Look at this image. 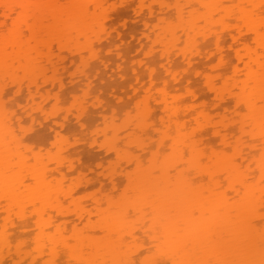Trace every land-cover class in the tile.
<instances>
[{
    "label": "bare ground",
    "instance_id": "bare-ground-1",
    "mask_svg": "<svg viewBox=\"0 0 264 264\" xmlns=\"http://www.w3.org/2000/svg\"><path fill=\"white\" fill-rule=\"evenodd\" d=\"M125 16H129L130 18L136 17L142 21L141 26L133 28L134 31L130 30L131 32L133 31V33L137 34V30L142 31L143 29V34L141 33V37L143 38L140 39L141 42L137 43L140 44L138 45L140 47H137V44H135L137 47L135 52L139 50L141 53L140 58L138 53H135L134 51L133 57L135 58H132V55L129 54L132 52V50L129 52V49H131L133 45H127L128 42L125 43L126 40H124V38L126 37V33L124 34L123 31L127 28L126 24L125 26L123 24L124 28L122 25V28H118L117 26L118 31L116 32L119 33V41L117 40L118 36L116 33H105V26H113V24L109 25V23H114L116 21L119 23ZM230 18L234 19L233 25L232 19L231 23H229ZM242 20L246 21L249 26L252 27V32L249 35L243 32H238L237 26L243 22ZM221 23H223L225 28L223 29V32L226 30L227 33L224 35L225 32H221L225 37L219 35V31L217 32ZM227 23L228 25H231L228 26ZM141 27L143 28L141 29ZM197 33L199 35H197ZM227 39L231 42L228 43ZM182 43L185 50L181 52L178 48H181L180 46ZM226 43H228V45H226ZM252 44L257 46V49H255V47L253 48V46L251 47L250 45ZM54 45H56L55 47H57L58 51L54 49ZM106 45L108 49H106ZM155 46H159L161 49L158 47L159 50L156 51L157 47L155 48ZM103 47H105L104 50L106 49L108 51L110 47L111 52L114 50L115 52H112L111 54L112 56L113 54H117L116 57L114 55L113 57L111 56V58L109 54V57L107 58V53L105 58V54L102 53L104 51ZM190 50L194 51V53L190 52ZM101 53L104 56H102ZM135 54H137V57L134 56ZM127 63L134 68L131 69ZM117 65L119 66L118 68L115 67ZM126 65L132 70L134 73H132V75L136 76L134 78H137V80L144 74H142L143 71L147 74H144V76H148L147 79L150 76L149 80H146L149 81L150 84L147 82L148 85H144L147 84L146 81L142 84L143 82L141 83V78L138 80V82L140 81V85L139 83L137 86L135 85V95L133 93L131 94L134 96H131L133 99L129 96V98L133 101H138H136L137 103L135 105H138V103L139 105H142L141 99L143 100L145 97H148L149 94L151 95L154 91L157 92L158 89L162 87V89L158 91L159 94H157V96L155 93L154 96L156 98L153 97V99L157 100V102L155 101L157 104L156 107L152 108L153 110H156V112L154 111L155 114L157 113L156 116L159 115L158 112L160 111V120L164 123L163 126H165L166 131L163 130L164 127L162 125L158 124L161 129L163 127L162 130L164 132L161 133L162 130H158L160 131V134L157 133L156 139L158 135H161L162 138L158 139L160 140L159 143L152 142V146L154 147V144L155 146L160 145L159 150L168 154H162L165 156L164 157L159 151H154L152 147L151 150L149 147V151L147 152L151 154V158L149 159H151L150 162H152L153 164H151L154 166L153 168L151 167V171H146L147 169H145V172H143V164H147L148 162L140 161L142 159L140 158V155H138L140 158V160H137L138 164L141 162L138 165L137 161L134 160L135 158L137 159V157L134 158L131 155L133 153L135 155L141 152L143 153V147L140 151L142 144H144V147L147 146V144L145 145L146 141H144V137L140 139V135H138V139L141 141L137 139V141L140 142H136L138 144L135 145L137 147L140 146L141 143V146L137 147L138 149L134 146L137 151L139 150L138 152L132 150L131 147L128 149L129 145L126 143L128 146L126 149L128 151H133L132 154L129 152L131 155H129L127 151L128 158L131 157V160L133 159L136 162L134 163V161H132L135 165H133L130 158L128 159L126 155V157L122 156L123 159H120L121 157L119 158L121 151L123 154L121 145V148L118 145L119 142H117V144L115 143L116 146L111 143L112 146H110V149L113 148L116 151L115 153L119 154L118 158L121 162L122 160L124 161V158L128 159V161L130 160L129 162L126 161L128 163L125 161L122 162L123 164L121 165H123L124 172L126 171V168L128 169L129 164L133 165L132 167L130 166L131 171L134 166L138 167L137 169L139 170L137 171L136 168H134L133 173H123L121 165L119 166L122 171L119 172L124 175L122 174L120 175L122 177L118 178L121 179V183L124 180L129 181V183H127L128 181H124L128 192L123 186V191H121L120 180L118 181L116 177L119 176L118 173H114V175H108V172L105 173L110 176L106 177L111 179L110 185L112 184V186H114L115 192L119 190L121 191V193L119 191V194L118 192L115 194L111 193L112 196L114 195L113 198L112 196H109L110 188L107 187L109 185L108 179H105L107 182L103 179L106 183L104 186L103 181L99 179L100 176L99 178L97 177L98 171L95 170L96 177L103 186H99L102 187V190H100L101 188L95 190H98L97 192L100 193L99 199L97 198V193H94L95 191L92 189L93 191L91 192L96 194L95 198H97L98 201L96 200V205H91H95L98 210H95L96 208L93 206V209L91 210H93L94 216L95 212H97V217H99L97 220L99 219L98 221L100 223H97V225L94 224V227H89L90 224L88 225L89 222L86 220L87 215L83 214V212L85 213L86 211L88 219L91 220V217L93 216V214H91L92 211H83L84 209L82 210L78 207L79 204L77 206V209L79 208L77 211L79 213V210L81 209V212L79 213L81 216L75 215L81 224H84V222L87 223H85L84 226H88L90 231L99 227L101 230L98 231V229H96L97 234L104 232L106 235L104 236V234H101L104 237L100 238L101 235H98L99 237L97 238L96 232L92 233L91 231L90 233H92V236L89 234L88 236L85 233L87 231H85L84 236L81 230L78 231L79 233L75 232L76 235H72L74 237H71L72 241L71 239H64V237L57 239L58 237L55 238V235L57 236V234L51 235L53 232L51 234L50 232H47L52 228V225L55 226L54 223L57 222L55 220H59L58 222L60 223H56L57 229L55 228L53 230L54 232L60 233L61 237L63 235L62 229L66 232L67 229H70V225L72 226V224H75L73 225V229H77V223L79 224V222H77V219L72 220V222L70 220L72 217L70 218V216L68 221H71L72 223L70 222V224H66V222H63L65 219V212L69 210H67L68 205L67 207H64L66 205L64 204L63 206L62 201L59 207L58 203L61 202L59 196L62 192H64L65 187L61 186L59 183V186H56V183L55 186L57 188L54 186V189L59 191V188L61 187L62 192L59 195L51 196L52 193L57 194L58 192L54 193V191L49 190V188L53 189V187H48V183H51V180L47 179L53 180V178H55V176L53 177L54 174L51 173V170L53 169L50 170L46 168V164L50 158L45 159V161L47 160L46 164L42 162V154L40 155L38 154L39 152H37L42 151V149H39L42 147L39 146L36 151V155L38 156L34 157L36 164L30 162L31 160L33 161L32 158H30L31 160L29 159L32 154L30 152L25 153V151H22V149L24 150L25 148V141H23L25 137L22 138L24 135L21 132H28L25 130V120L22 121L26 115L23 118H17L19 116L16 117L14 107H8L3 100L7 97L10 105H12L11 103H13V105H17L20 98L24 100L26 99L28 100L27 102H29L31 100L33 101V99L38 101L36 97L39 96V99L46 97L45 99L43 98L45 101H48L49 99L51 102H56L53 104L55 107V105L57 106L63 103L62 101L65 99L64 91L66 88L63 86L65 84H62L61 82L62 79L64 78L65 80L66 77L64 72H66V74H70L73 70L82 69V72L78 71L83 77L81 78L79 76L77 77L78 80L76 79V82L78 83L79 79L81 80L80 86L79 84L75 86L76 82L74 81L76 76L73 75L74 72L72 73L73 77L71 80L74 79V81L70 82H74L75 84H73L72 87L74 86L77 89L74 87L70 89V87L69 92L76 93V90H80V88H82L84 92L91 94L92 92L94 93V78L97 75L99 76L98 80H100V82L104 79L107 81L108 76L107 78L102 77L105 75L103 71L105 72V70L108 69L112 70V66H114L117 70L123 69V66L127 68ZM196 65H198L197 68L201 67L204 68V70L202 72H198L201 70L200 68L199 70L197 69L198 71H195ZM52 69H54L53 73L51 72ZM91 71L95 73V76H93ZM120 71L119 73L122 74L123 72ZM110 72L108 73L112 75ZM49 73L52 74V76ZM21 74L23 75L20 76ZM123 75L125 74L123 73ZM117 76H119V74ZM19 77L20 80L21 77L22 79H25V77L26 79L28 78L25 80V82H27L22 84L21 82H24V80L20 81ZM49 77L52 80H50ZM52 77H55V79ZM66 80L65 81L68 82L70 79L66 78ZM65 81L63 83H65ZM116 81L117 79L115 80L114 77L113 82L116 83L114 86L116 87L117 85V88L119 89V86H122L123 84L125 94L122 91L123 87L120 88L122 96L126 95L127 97L128 90L125 87L126 81L121 84ZM118 81L121 80L118 78ZM127 81L129 82V80ZM69 83L66 85H69ZM194 83L196 86L201 84V87L203 88L199 89L200 87L197 86L198 88L196 89H203V92L193 90V85L195 86ZM143 85L145 87H142ZM102 86L103 85L101 84V87ZM55 87L57 88V92L56 90L55 92L53 91ZM111 88L112 87L110 86L109 91ZM44 89H48L47 95L41 94V91ZM73 89L74 92L72 91ZM143 89H145L144 94H146V92L148 93L147 96L143 95V97L145 96L144 98H142ZM112 90L113 89H111V91ZM69 92L67 91V93ZM108 92H104V94L106 95L107 93L109 95V93H111ZM115 92L116 90L114 93ZM118 93L116 92V94ZM94 94L92 96H94L95 99ZM158 96L161 99H158ZM103 97L105 98V96ZM126 97H119L118 99L115 95V100L122 103V105H120L115 102L121 106H119L121 109L115 108L113 100V103L111 101H104L107 102L105 105L102 100H100L101 98L98 95L96 96L97 102L91 97V100L96 102L93 103L96 105L95 107L97 109L92 106L95 108V112L99 111L101 113L100 117L98 115L100 113L96 112V114L98 113L97 115L100 117L99 118L97 116L98 122H100V119L103 117L107 120L109 116H114L113 113L119 112V110H124V108H127L128 110V107L130 106H127V102L130 101L129 103L132 104L133 101L127 99ZM210 97L211 100L209 99ZM16 99H19V101ZM148 99L152 100L151 98ZM13 100H15V102ZM45 101H43L44 103L37 102L39 104H37L38 107H34L35 110L32 112L29 110L30 112L26 113L30 117L29 121H31V123L32 121L34 123V121L39 118H37V116L43 113L42 111L46 105ZM72 102L74 103L75 101L72 100ZM84 103L86 102L84 101L83 104ZM84 105L87 107L89 104ZM118 105H116V107H118ZM61 106V113H63V111L65 112L66 107L63 109L64 106L62 104ZM65 106H67V104ZM24 107L25 106H23L22 110H24ZM51 107L52 106L49 107L50 110L55 109H52ZM157 107H159L158 111ZM88 108H90V105ZM112 108L117 111L115 112L113 109V113L111 112L112 115H109ZM74 109L72 113L74 112ZM244 110H247V112L245 113ZM67 111L68 107L66 109V112ZM150 111L152 118L154 113H152L153 111L150 110V108H147V111L146 109L144 111L142 110V114L137 117L139 118L137 121L132 120V122H135L136 127L142 130H139L140 132L138 134L142 133L143 130L148 131L150 128L152 130L153 127L155 128V126H157L155 124L152 126L147 122L148 120H153L150 119ZM61 113L58 112L59 115H61ZM87 113L89 114L90 112ZM87 113L84 114L85 118H83L84 116L80 117L78 115L77 117L75 115L77 117V119H74L76 120L75 122L82 118V123L77 122L78 125L80 124L79 126L76 124L78 128H80V126L85 127L86 124L84 123V120L88 117L86 115ZM137 113L139 114L138 111L136 114ZM24 114L25 113H22L21 115L23 116ZM48 114L46 113V116ZM50 114H52V112H50ZM54 114V117L57 116V114ZM69 114H71V112ZM59 115L57 118L61 119L62 115L61 117ZM116 115L117 114L112 117L113 122L115 121L114 118ZM42 116L44 117L43 114ZM50 116L53 118L52 115ZM156 116L154 115L155 118ZM63 117L66 120V117ZM121 117L124 118L120 115L119 119ZM51 118V123L48 121L50 124H47L45 119L44 123L42 122L43 124L39 122L40 125L38 124L39 126L36 129L31 128V124L29 125L30 127H27L31 128L30 131L32 129L33 131H36L35 134H37V132L40 133V128H48L49 125H51L49 126L50 129L53 122L55 123V126H53L50 131H53V129L57 130L56 128L58 126L63 129L66 127V121L64 119L63 121L65 123L62 122V124L60 123L61 121H58V119H54L55 121H53ZM88 118H90V116ZM90 119L93 121L92 118ZM109 119L111 118L109 117ZM106 120H103L104 123H106ZM124 120L125 118L123 121ZM87 121L90 120L88 119ZM92 121L90 122L92 123ZM23 122L25 131L21 129L23 128ZM132 122L129 124L130 126L133 124ZM114 124L115 125H112L115 128H118V126H116V122H114ZM18 125H20L21 128ZM41 125L43 127H41ZM126 125L129 126L128 123ZM91 126L93 128V125ZM127 126L124 127L127 128ZM88 127L90 126L88 125ZM111 128L112 126L110 125L109 128L107 127L104 131V134L107 137V133ZM115 128L112 130H116ZM75 129L76 132L78 131L79 133H83V131H79L80 129ZM27 130L29 129L27 128ZM60 130H57L55 133L61 138V133L66 132V130H63L64 132H60ZM44 131L46 133V130ZM110 131L109 133L113 134ZM19 132L23 135L21 136V139L23 140L20 139L21 134H19ZM87 132L88 131H86V133ZM45 133H42L43 135H41L45 136ZM51 134L49 135L51 136ZM119 134H121V132ZM119 134L117 133L115 136L112 135V137H116L115 139H117V135ZM99 137L102 138V136ZM127 137L129 136H126V138ZM146 137L148 139V135H145V138ZM42 138L44 139V137ZM149 139L151 140V137ZM46 140L47 138L45 136V141ZM101 140L103 141L104 138ZM101 140L99 141L100 143ZM27 141L28 140H26L25 144L28 146L29 141ZM59 141L60 143L56 142L59 145L62 143L64 145L66 144L64 143L65 141ZM149 142L147 140V143ZM73 145L70 144L71 147ZM122 145H125V142L124 144L122 143ZM56 146L58 147H56L57 150L59 149L58 152L63 151L61 152L63 154L60 152L59 154L67 156L61 148L67 146L65 148L69 151L68 144L62 146L61 148H59L60 146L58 145ZM117 146L121 151L117 148ZM158 146L156 148L157 150ZM84 147L85 146L82 148ZM27 148L25 149L27 150ZM47 148L48 146L43 149L46 150ZM145 148V150H147L148 147ZM92 149L95 148L92 147ZM92 149H90L91 153L94 151H92ZM76 150L78 149L76 148ZM76 150L74 149L73 151ZM44 151H42V153H44ZM22 152L26 154L25 157H27L28 154V161H25L26 158L23 157L24 154ZM66 154L68 153L66 152ZM158 154L161 155V158L164 157V159L161 160ZM61 155H59L61 158L60 160L63 162L65 161L62 160V157L64 156ZM56 156V160L59 162L58 153ZM69 156L71 157L72 155L70 154ZM101 156L102 155L100 154L99 157ZM96 157L97 156H95V158ZM68 161L69 162L67 164H65V162L60 164L59 162L60 169L62 170L66 168L68 172L72 171V173L79 172L78 170L81 168H76L78 165L76 164V159H74L75 162H72L71 160ZM143 161H145V159ZM90 162L92 161L90 160ZM108 162L110 161L105 163L108 164ZM28 165H30V167ZM44 167L46 168L45 170L43 169ZM147 168L149 169V166ZM153 169L155 170L153 171ZM67 171L65 176H68L69 174ZM55 172L56 171H54V173ZM49 175L51 177H49ZM124 177L126 179H124ZM92 179L89 181H92ZM28 180L30 181L29 183H36L38 186L36 184L34 185H36L39 190L37 189V191L32 187V185H28ZM96 180L94 179V183ZM36 181H38V183ZM71 181H73V179ZM77 182L78 180L76 183ZM99 182H97L98 185H100ZM87 184L91 186L92 183ZM81 185L83 186V183ZM73 186L74 185H72V187ZM73 188L76 187L74 186ZM85 188L87 187L85 186ZM105 188L107 190L109 189V192H106L107 190ZM46 189H48V191ZM104 189L106 191H104ZM49 191L52 192L51 195L48 196L47 194H50ZM104 192H106V195L109 196L108 198L111 199L108 201V204L106 198L104 200L102 199V196L104 198ZM40 194H42V196ZM84 194L87 193L84 192ZM56 196L58 199L55 198ZM129 196L130 198H128ZM49 197H53L52 200H54H50ZM0 198L1 212L10 214L11 211L13 213L17 211L16 213L20 216V221H18L19 223L17 224L15 222V224H13V222H7L8 220H3L1 219L2 216L0 217L1 221L3 220V222L0 221V227L3 228V231L0 233L1 235L3 234V237L0 236L1 248L3 247L2 249L4 251L6 250V247L8 249L13 248L12 250H14V245L18 244L16 243V240L13 245L14 247H10V239L13 238V233H15L14 237H16V239L20 238L21 235L24 236L21 231L27 232V229L34 225L32 228L36 226L42 235H45L46 233L45 236L47 238H45L47 240L51 238L50 241H52L51 245V242L47 241L44 236L43 239L42 236L39 238V234H37V236L35 235V242L37 244L34 242L35 250H33L36 255L40 257L43 256L45 258V253L49 250V246L52 247L49 250L50 254L48 252L46 255V258L48 259L44 261H42V258L40 259L41 264H55V262L52 261V263H49V261L51 259H55L54 257L57 254V252L55 253V249L56 247L58 248V243H61L60 246H63V250L67 251V254L71 256L70 259L72 261H74V255H76L75 261L78 262L79 260L80 262V260L83 259L84 262L86 261L84 263L83 260H81L80 263L83 264H136L138 263L137 261H140L142 256L143 259L140 264H264V0H0ZM55 199L57 200L56 207H59L56 209V211L58 210V213H54L55 208H50V211L53 210L54 212H52L57 214L60 219H56L58 217L49 213V210L46 209H49V205L46 206V204H44L46 208L44 205L42 206L44 201H46L45 203L50 201L53 203L55 202ZM100 199H102L104 203L101 202L102 200L99 201ZM1 200H4L5 202L7 201L5 205L4 202H1ZM42 200H44L43 203H41ZM68 202L70 203V201ZM29 203L33 204V207H36L35 213L37 218L33 219L34 222L26 215L30 212L27 209H33L32 206H29ZM75 203L77 204L76 201ZM54 204L51 206L53 207ZM104 204H107V208ZM40 206H42V208L44 207L45 210ZM70 207L72 206H69V208ZM135 212L140 217L136 215V218ZM69 214L70 213H68V215ZM131 214L136 219L140 218L141 220L139 219L140 221H137ZM6 215L8 216V214ZM149 215L150 220L146 221ZM92 218L95 219L96 217ZM133 218L135 220H133ZM136 221L140 226L142 225V221L145 222L143 224L146 228L145 233L148 234V237L150 238L151 243L148 242L149 246L148 249L144 250L146 251L145 253H143L144 251H139L141 249H137L138 247H141L135 242L136 232L134 230H137L139 233L142 231V229L140 230V228H138L139 225H136ZM131 222H133V226L135 224L140 231L137 228H132ZM67 225H69V228H67ZM16 229H19L18 231L22 233L20 234V237L18 235L19 233H16ZM67 232L70 233V230ZM130 239L133 240L130 241ZM128 241L129 243L132 242L133 245H130ZM74 242L75 244H73ZM40 243L42 245L45 244L46 246L48 245L47 243H49V245L47 248H44L45 246L42 247ZM142 245L143 244H141V246ZM27 246L28 244L24 247ZM151 246L154 247L153 250L156 251H153ZM19 248L17 249L19 250L17 251L19 252V254L17 253L18 256H15L17 259H21L22 256L25 258L29 257V259L26 260L28 261L27 264H40V262H37L40 257L38 259L32 257L33 252H25L26 249L24 252L22 251V253L21 250L23 247ZM133 248L135 250H133ZM10 249L9 251L7 250V254L10 252ZM59 249L60 248H58V250ZM87 250L91 251V255L89 251L86 252ZM147 250L149 254L147 253ZM135 252L137 255L133 256ZM15 253L16 251L14 250V254ZM81 253L83 255H81ZM4 254H6V251ZM4 254L0 252V264H5L6 255ZM78 254L80 255V259ZM150 254L152 255L150 256ZM58 255L62 256V254ZM84 255L87 257L89 256L88 261L85 259L87 257ZM9 256L11 257L9 258L11 259L10 261H12V256ZM23 262L21 264L25 263Z\"/></svg>",
    "mask_w": 264,
    "mask_h": 264
},
{
    "label": "rangeland",
    "instance_id": "rangeland-1",
    "mask_svg": "<svg viewBox=\"0 0 264 264\" xmlns=\"http://www.w3.org/2000/svg\"><path fill=\"white\" fill-rule=\"evenodd\" d=\"M207 1H208V0H207ZM227 3H228V2H227ZM127 10H128V9H127ZM129 11H130V9H129ZM129 11H127V12H129ZM231 19H232V18H230L229 23H231ZM242 21H243V20H242ZM116 22H117V21H116ZM116 22H114V23H113V22H112V23H109V25H110V24H113V26H111V25L108 26L109 28H108L107 26H105V28H106L105 33H106V32H107V34H110V33H111V34H112V33L115 34V33H116L117 36H118V37H117V40L119 41L120 36L118 35L119 33L116 32V31H118L117 26H118V28H122V27L124 28V26H125V24H126V25H127V28L123 31L124 34L126 33V37L124 36V37H125L124 40H126L125 43L128 42L127 45H129V44H130V45H131V44L133 45V47H131V49H129V52L132 50V52L129 53V54L132 55V56L130 55L132 58H135V57H133V53L137 50V47H140V46H138V45H140V44H137V43H138V42H141L140 39L143 38V37H141V35L143 34V33H142V32H143V29H142L143 27H141L142 31H140V30H137V31H136V32H138V33H137L138 35H137L136 33H133V31H134L133 28H137V27L141 26V25H142V21L139 20V19L136 18V17H134V18H130L129 16H125L124 19H123V20H120L119 23H118V22L116 23ZM240 22H241V21H240ZM120 23H121V24H120ZM235 23H236V21H235ZM123 24H124V26H123ZM233 24H234V19H232V25H233ZM121 25H122V27H121ZM130 25H131V26H130ZM132 25H133V26H132ZM221 25H222V26H221ZM227 25H228V23H227ZM230 25H231V24H230ZM230 25H228V26H230ZM128 26H129V27H128ZM112 27H113V29H112ZM237 27H238V32H239V33H240V32H243V33L249 35V34L252 32V27L249 26V24H248L246 21L241 22V24H239V26H237ZM107 28H108V29H107ZM131 28H132V29H131ZM219 28H220V30H219ZM219 28L217 29V32L219 31L220 34H219V33H218V34L221 35V36H223V37H225L224 35L227 34V33H226V30H224L225 33L223 32V29H225L223 23L220 24ZM115 29H117V30H115ZM130 30H133V31L131 32ZM236 30H237V29H236ZM114 31H115V32H114ZM129 31H130V32H129ZM139 32H140V33H139ZM197 32H199V31H197ZM221 32H223L224 35H223ZM141 33H142V34H141ZM135 34H136V35H135ZM197 35H199V34L197 33ZM135 36H136V38H135ZM139 37H141V38H139ZM226 37H227V35H226ZM127 40H130V41H127ZM129 42H130V43H129ZM227 42L230 43L231 41L227 39ZM119 43H120V42H119ZM228 43H226V45H228ZM135 44H137V47H136ZM231 45H232V44H231ZM255 45H257V44H255ZM55 46H56V45H54V49L57 50V47H55ZM104 46H105V45H104ZM134 46H135V47H134ZM179 46H180V44H179ZM250 46H251V47L253 46V48L255 47V49H257V48H256L257 46H254L253 44L250 45ZM106 47H107V45H106ZM156 47H157L156 51H158L160 47H159V46H155V48H156ZM158 47H159V48H158ZM180 47H181V48H178V49H180L181 52L185 50V47L183 46V43H182V45H181ZM104 48H105V47H103V50H104ZM129 48H130V47H129ZM132 48H133V49H132ZM134 48H135V49H134ZM155 48H154V49H155ZM106 49H108V47H107ZM106 49H105V50H106ZM160 49H161V48H160ZM56 50H55V51H56ZM105 50L102 52L103 54H105V56L101 53V55L104 56L105 58H106V56H107V53H108V56H107V58H108V57H109V54H110V57H111V56H112L111 53H112V52H115L114 50H112V52H111L110 47H109V51H108V50L105 51ZM57 51H58V50H57ZM57 51H56V52H57ZM101 51H102V50H101ZM133 51H134V52H133ZM190 52H193V53H194V51H192V50H190ZM211 52H212V51H211ZM135 53H138V56H139V58H140L141 53L139 52V50H138L137 52H135ZM186 53H188V52H186ZM129 54H128V56H129ZM114 55H115V54H113V56H114ZM116 55H117V54H116ZM116 55H115V57H116ZM113 56H112V57H113ZM128 56H127V57H128ZM134 56L137 57V54H135ZM112 57H111V58H112ZM131 57H130V59H131ZM60 63H61V62H60ZM127 64L130 66L129 63H127ZM58 65H60V64H58ZM197 66H198V65H196V67H195V71H196L197 69L199 70V69L201 68V67H200V68H197ZM112 67H113V68H111L112 70H110V69L105 70V72H106L108 75L102 70L103 73H104L106 76H105V75H104V76L101 75V76H102L103 78H107V76H108V80H107L108 82L105 81L106 79H104L103 81L101 80V82H102V83H101L100 80H98V79H99V78H98V77H99L98 75L94 78V86H93V88H94L95 90L93 89V91H94V93L96 92L95 94H94L93 92H92L91 94H90V93H87V92H84V91L82 90V88H80V90L78 89V90L75 91L79 96H78L76 93H72V92H69V91H70V89H72V88L74 87V86L72 87V85L75 84L74 82H76L77 77H79V76H80L81 78L83 77L82 75H80V72H82V69H80V70L77 69V70H75V71L73 70V72H74L75 74H74L73 72H72V73H73L74 76H76L75 81H74V79L71 80V78L73 77L71 72H70L71 75L68 73L70 77L68 76V74H66V72H64V74L66 75V77L63 76V77H65V80H66V78H67V79H70V80H69L68 82H66L67 80L65 81L64 78H63L62 81H61L62 84H65V85H66V84L69 83L70 81H74L73 83L70 82L69 85H66V86L63 85V86L66 88V90L69 92V93H67L66 90L64 91V93H65V94H64V95H65V99H64V101H62L63 103H61V104L64 106L63 109H65V107H66V109H67V107H68V111H67V112H66V109H65V112L63 111V113H61V112H62L61 109H60V108H62L61 104H60V105H57V106L55 105V107H54L53 104H55L56 102H53V101H52V102H53V103H52L51 101H49V99H48L49 102H48L47 100H46V101H47V102H46V101L44 100L46 97H43L44 99H43V98H42V99H39L40 97L37 96L36 99H37L38 101H36L35 99H33V101L31 100V101H29V102H27L28 100H26V99L24 100V99H21V98H20V101H19V99H16V100L19 101V103H18L19 105H18L17 103H16L17 105H13V103H11L12 105H10V103H9V101H8V99H7V97H5L7 100H6V99L3 100V101L5 102V104H6L8 107H11V106H12L11 108L14 107V112H15L16 117L19 116V117H17V118H23V117L26 115V117L22 119V121L25 120V125H24V122H23V123H22V127H23V125H24V126H25V130L28 131V132H27V133H26V132H21L24 136H23L20 132H19V134H21V135H20V139H21V136H23L22 138L25 137L24 140H23V139H21V140H23V141H25V142H26V140H28V141H29V142L27 141L28 144H29V145L32 144L31 146H29V145L27 146V144H25V142H24V146H25V148L28 147V148H27L28 151H27L25 148H24V150L22 149V151H23V152L25 151V153H26V152H27V153L30 152L32 155H30L31 157H29L28 154H27V157H25L26 154H24V153L22 152V153L24 154L23 157L26 158L25 161H28V157H29V159L32 158L33 161H34V159H35L34 157H37V156H38V155H36V151L38 150L39 146L42 147V148H39L40 150L42 149V151L45 150V149H43V148H45L46 146H48V148L44 151V153H42V151H41V152H40V151H37V152H39L38 154H40V155L42 154V155H41V160H42L43 163L46 164V163H47V162H46L47 160L45 161V159L50 158V159H48V163L46 164V168H48V169H50V170L53 169V170H51V173L54 174L53 177L55 176L56 180H55V178H53V180H52V179H47V180H51V183H48V182H47V183L49 184L48 187H53V189H54V186H55V184L57 183L56 186H59V184H60L61 186H64V187H65V190H64V192H62L61 187H60V188L58 187V188H59V191H57L56 189L53 190V189H50V188H49V190L54 191V193H55V192H56V193L58 192V193H57V194H53V193H52V195H51V192H52V191H51V192L49 191L50 194H47V195H48V196H49V195H51V196H53V195H59V194H61V192H62V194H61L62 196H61V195L59 196V199H60L61 202H59V200H58V202H59V203H58V206L60 207V205H61V203H62V201H63L62 205L64 206V204H65L66 206H64V207H67V205H68L67 210H68V209H69V210H68V211H67L66 209H65V210H66L68 213H70V214L68 215V213L65 212V215H64V216H65V219L63 220V222H66V224H67V223L70 224V222H71L72 220H75V219H77V220H78L77 222H79V224L77 223V225H78V228H77V229H73V225H75V224H72V226L70 225V229H67L66 232L64 231V229H62L63 231H62V230H61V231L63 232V235H62V237H61L60 233L54 232V230H53V229H55V228L57 229V227H56V226H57L56 223H57V224L60 223V222H58L59 220H55V221H57L56 223H54L55 226H53V225L51 226V227H52L51 229H52L53 231L50 229V230L47 231V232H50V234L53 232L51 235H53V234H54V235L57 234V236L55 235V238L58 237L57 239H59V238H63V237H64V239H71V237H73L72 235H76L75 232H78V231H81V230H82L83 235H84V232L87 231V232H85V233H86L87 235L89 234L90 236H92L91 234H92L93 232L95 233V232L97 231L96 229H98V231L101 230V229H99V227H98V228H94L95 230H94V229L91 230L92 233H90L91 231H90V229H89V227L93 226L94 224L97 225V223H100V222L98 221L99 219L97 220V218H99V217H97V214H96L97 212H95V216H94V214H93V210H91V209H93V207L96 208L95 210H98V208H97L95 205L97 204L96 200L98 201V199L100 198V197H99L100 193L97 192L98 190H97V191H95V190H96V189H100V188H101L100 190H102V187H99V186H103V185L99 182V180H98L99 176H100L99 179H100L101 181H103V179L105 180L106 178L108 179V183H109V185L107 184V185H108L107 187L110 188L109 196H112L111 193H114V194H115V193L118 192V194H119V191H120V190L117 191V192H115L114 186H112V184L110 185V180H111V179L108 178V177H110V176H108L109 174L114 175V173H115V174L118 173L119 176H116V177H117V180H118V181L120 180V188H121V191H123L122 186H123V187L125 188V190H126V187H127V186L125 185L126 183H125L124 181H128V180H124V181L121 183V179H120V178H121L122 176H120V175H122L123 173H133V172H134V168H136L137 171L139 170V169H137L138 167H136V166L133 167L132 171L130 170V166L132 167L133 165H135L134 163H136L134 160L137 161L138 159L140 160V158H141L142 160H140V161H142V162H146V161H147V162H148L147 164H146V163L143 164V165H144V167H143L144 169H143V168H142V169H143V172H145V169H147L146 171H149V170L152 169L153 166H154V165L152 166L153 163L150 162L151 159H149V158H151V154L147 152V151H149V150H148L149 147H150L151 150H152V148H153L154 151H159V152L161 153V155L166 153V152L163 153V151L161 152V150H159V149H160V145H159V146L157 145V146H158V150L156 149L157 146H155V144H154V147H155V148L152 146V145H153L152 142H154V143L158 142V143H159L160 140H158V139L162 138L161 135H158L159 138L157 137V139H156L157 133L160 134V131H158V130H159V129L162 130L163 127H164L163 130L166 131V130H165V126H163L164 123L160 120V118H161L160 111L158 112L159 115L156 116L157 113H156V114L154 113V111L156 112V110H155V109L153 110V108H152V107H156V104H157V103H156L157 100H156V99H153V97L156 98V97L154 96L155 93H156V96H157V94H159L158 91H160V90L162 89V87L159 88L157 92H156V91L152 92V93H154V94H152V93H151V95L149 94L148 97H145V96H147L148 93L146 92V94H144V93H145V91H144L145 89H143L144 92L142 91V98L145 97L146 99L144 98L145 101H144V99H143V100L141 99V101H142L141 104H142V105H139V103H138L139 106H138V105H135L138 101H137V100H134V101H133V100H132V99H133L132 97H134V96L131 95L132 93H133V94L135 93V90H136V89H135V88H136L135 85H136V86L138 85V83L140 82V81L138 82V80H140L141 78H142L141 83L143 82L142 84H144V82H145L146 80H149L150 76H149V78L147 79L148 76H146L147 74L143 71L142 74H143V73L146 74V75H145L146 77H145L144 74H143V75L141 76V78H138V80H137V78H134V77H136V76L132 75L133 72H132L131 69L134 68L133 66H130L131 69H130L127 65H126L127 68H125V66H123L126 70H125L124 68H123V69H118L119 71L121 70L126 76L123 75V73L120 74L119 71L115 68V67L118 68V67H119L118 65L115 66V67H114V66H112ZM175 67H176V66H175ZM128 68H129L131 71H130ZM178 69H179V68H178ZM181 69H182V68H181ZM53 70H54V69L51 70L52 73H53ZM78 70H79L80 72H79ZM127 70H128V71H127ZM134 70H135V69H134ZM175 70H177V69H175ZM198 70H197V71H198ZM203 70H204V68H201V70H199L198 72H202ZM107 71H108V72L112 71L113 73L110 72L112 75H110ZM121 71H120V72H121ZM135 71H136V70H135ZM51 72H50V73H51ZM91 72H92V71H91ZM100 72H101V71H100ZM117 72H118V73H117ZM146 72H147V71H146ZM159 72H160V71H159ZM50 73H49V74H50ZM92 73H93V72H92ZM127 73H128V74H127ZM137 73H138V72H137ZM137 73H136V74H137ZM49 74H48V76H49ZM78 74H79V75H78ZM115 74H116V76H115ZM118 74H119V76L121 75V76H120L121 79H120L119 76H117ZM130 74H131L132 76H131ZM133 74H134V73H133ZM138 74H139V73H138ZM22 75H23V74H21L20 76H22ZM50 75L52 76V74H50ZM51 76H50V77H51ZM93 76H95V73H93ZM112 76H113V77H112ZM122 76H124V77H122ZM138 76H139V75H138ZM50 77H49V79L52 80ZM68 77H69V78H68ZM109 77H110V78H109ZM111 77H112L113 79H112ZM114 77H115V80L117 79L116 82H118V83L120 82L119 84H121V83H123V82L126 81V85H125V87H126L127 90H128V91H127V97H126V95H125V96H122V91H123V93L125 94V90H124L125 88L123 87V86H124L123 84H122V86H119L120 88L123 87V90H122V91H121V89L119 88L121 92H120L119 89L117 88V85H116V87L114 86V85L116 84L115 82H113V81H114ZM125 77H126V79H125ZM131 77H132V78H131ZM52 78H53V77H52ZM118 78H119V80H121V81H118ZM122 78H123V80H122ZM27 79H28V78H27ZM27 79H26V77H25V79H24V78L22 79V77H21V80H20V77H19V80H20V81H23V80H24V82H21L22 84L26 83L27 81L25 82V80H27ZM53 79H55V77H54ZM133 79H134V80H133ZM77 80H78V79H77ZM112 80H113V81H112ZM127 80H129V82H128ZM64 81H65V83H63ZM80 81H81V80L79 79V83L76 82L75 86L78 85V84H79V86H80V84H81ZM109 81H110V83H109ZM111 81H112V82H111ZM127 82H128L130 85H129ZM147 82H149V81H146V83H147ZM71 83H72V84H71ZM195 83H196V81H195ZM195 83H194V84H195ZM198 83H199V82H198ZM198 83H197V84H198ZM101 84L103 85L102 87H101ZM106 84H107V85H106ZM124 84H125V83H124ZM142 84H141V85H142ZM149 84H150V82H149ZM139 85H140V83H139ZM144 85H148V83H147V84H144ZM144 85H143L142 87H145ZM192 85H193V84H192ZM110 86L112 87L111 89H113L112 91H111V89H110V91H109ZM195 86H196V84H195ZM195 86L193 85V90H199V89L203 88V87H201V84H200L199 86L197 85L198 87H200L199 89H196V88H198V87H197V86L195 87ZM70 87H71V88H70ZM77 87H78V86H77ZM106 87H107V88H106ZM138 87H141V86H138ZM50 88H51V87H50ZM69 88H70V89H69ZM74 88H76V87H74ZM105 88H106V89H105ZM115 88H116V89H115ZM48 89H49V88H48ZM48 89H47V90H46V89L42 90V91H41V92H42L41 94H43V95H47V91H48ZM56 89H57V88L55 87V89H53V91L55 92ZM76 89H77V88H76ZM104 89H105V90H104ZM134 89H135V90H134ZM103 90H104V91H103ZM115 90H116L117 93H118V92H119V93H118V94H116V92L114 93ZM202 90H203V89H202ZM202 90H199V91H202ZM58 91H59V90H58ZM72 91L74 92V89H73ZM108 91L111 92V93H109ZM129 91H130V92H129ZM56 92H57V90H56ZM78 92H79V93H78ZM104 92H108L109 95H108L107 93H106V95H105ZM128 92H129V93H128ZM202 92H203V91H202ZM70 93H71L72 95H71ZM83 93H84V95H83ZM97 93H98V94H97ZM74 94H75V95H74ZM93 94L95 95V99H94V96H92ZM96 94L101 98L100 100H102L103 104L106 105L107 102H109V101L112 102V100H113L114 103H113V102H112V103L115 104V108H119V109H121V108H120V107H121L120 105H122V103H121V102H120V103L117 102V101L115 100L116 98L119 99V97H126L127 99L133 101V103L131 102L133 105L129 103L130 101L127 102V106H130V107H128V110H127V108H124V110H126V111H124L123 109L120 111V110L118 109L119 112H116L117 110L114 109V108H112V110L109 112V115H112V113H113V109H114L115 112H116V113H113L114 116H115V114L118 115V116L116 115V117H117L118 119H117L116 117L114 118V120H115L114 122H116V126H118V128H115V127L113 126V125H115L114 122H113V119H112V117H114V116H112V117L109 116V117L112 119V122H111V119H109V117H108L107 120H106L104 117L102 118L103 120H106V123H104V121H103L102 119H100V122H98L97 119H98V117L101 115V113H100L99 111H96V112H99V113H100V114L97 113V114L99 115V116H98V115L96 114V112H95V108H96L95 106H96V105H95L94 103L97 102V101H96V100H97V98H96L97 95H96ZM102 94H104V95H102ZM114 94L116 95V98H115V95H114ZM119 94H120V95H119ZM76 95H77L78 97H77ZM87 95H88V96H87ZM90 95H91V96H90ZM101 95H102V97H101ZM111 95H112V96H111ZM118 95H119V96H118ZM134 95H135V94H134ZM143 95H145V96L143 97ZM66 96L68 97V99H69L70 101L67 99ZM72 96H75V97H72ZM80 96H81V97H80ZM103 96H105V98H104ZM109 96H110V98H109ZM113 96H114V97H113ZM129 96H130V98H132V99H130ZM131 96H132V97H131ZM151 96H152V97H151ZM38 97H39V98H38ZM71 97H72V98H71ZM79 97H80V98H79ZM91 97H92V98L94 99V101H96V102L92 101V100H91V99H92ZM158 97H159V96H158ZM82 98H83V99H82ZM103 98H104V99H103ZM106 98H107V99H106ZM108 98H109V99H108ZM148 98H151L152 100H150V99H148ZM78 99L81 100V101H79ZM118 99H117V100H118ZM158 99H161V98L159 97ZM209 99L211 100V97H210ZM34 100H35V101H34ZM51 100H52V99H51ZM53 100H54V99H53ZM72 100L75 101L76 103H75V102L73 103ZM77 100H78V101H77ZM13 101L15 102V100H13ZM25 101H26V102H25ZM43 101H45V103H46V105L44 104L46 107L44 106V110L42 111V112H43L42 114L44 115V117L42 116V114H41V115H38L37 118H38V117H39V118L36 119V120L34 121V123H33V121H32V123H33V124H32L31 121H29V118H30V117H29L26 113H27V112H30V111H31V112L34 111V110H35L34 107H36V106L38 107V105H39L38 103H41V102H43ZM54 101H55V100H54ZM82 101H83V102L85 101L86 103H84V104H86V105L89 104V105H90V108H88L89 105L86 107V106L83 104ZM104 101H107V102H104ZM136 101H137V102H136ZM143 101H144V102H143ZM155 101H156V102H155ZM158 101H159V100H158ZM11 102H12V101H11ZM31 102H33V103H31ZM35 102H36V103H35ZM37 102H38V103H37ZM66 102H67V103H66ZM93 102H94V103H93ZM111 102H110V103H111ZM115 102H116V103H119L120 105L116 104ZM152 102H153V103H152ZM154 102H155V103H154ZM159 102H160V101H159ZM43 103H44V102H43ZM50 103H51V104H50ZM64 103H65V104H64ZM77 103H78V104H77ZM92 103H93V104H92ZM128 103H129V104H128ZM143 103H144V106H143ZM21 104H22V105H21ZM29 104H30V105H29ZM37 104H38V105H37ZM48 104H50V105H48ZM66 104H67V106H65ZM103 104H102V105H103ZM159 104H160V103H159ZM27 105H28V106H27ZM32 105H33V106H32ZM75 105L78 106V109H77V106H75ZM116 105H118V107H116ZM23 106H25V107H24V110H22V109H23ZM30 106L32 107V109H31ZM50 106H52V107H51L52 109H53V108H55V109H54V110H50V109H49ZM59 106H60V107H59ZM83 106H84V108H83ZM92 106L95 107V108H93ZM103 106H104V105H103ZM119 106H120V107H119ZM127 106H125V107H127ZM150 106H151V107H150ZM157 106H158V105H157ZM15 107H16L18 110H17ZM29 107H30V108H29ZM57 107H58V108H57ZM113 107H114V106H113ZM211 107H212V106H211ZM26 108H27V109H26ZM69 108H70V109H69ZM74 108H75V109H74ZM82 108H83V109H82ZM147 108H150V110L153 111L152 113H154V115L156 116V118H155L154 115H152L153 117L151 118V111H150L149 116H150V119H153V120H148V121H147L148 124H150V125H152V126H153V124H155V125H157V126L154 125L155 128L153 127L152 130H151V128L149 127L150 129H148V131H147V130H146V131L143 130L142 133L138 134V133L140 132L139 130H141V129H138V128L136 127V125H135V122H132V120H133V121H134V120L137 121V120L139 119V118H137V117L141 116V114H142V113H141L142 110L144 111V110L146 109V111H147ZM59 109H60V110H59ZM73 109H74V112L72 113ZM90 109H91V110H90ZM96 109H97V108H96ZM141 109H142V110H141ZM158 109H159V107H157V111H158ZM25 110H26V111H25ZM29 110H30V111H29ZM86 110H87V111H86ZM89 110H90V111H89ZM140 110H141V111H140ZM12 111H13V109H12ZM55 111H56L57 113H56ZM137 111L139 112V114H138V113L136 114ZM244 111H245V110H244ZM50 112H52V114H50ZM58 112L61 113L62 117H61V115L58 114ZM70 112H71V114H69ZM83 112H85V113L90 112L89 114L87 113L86 115H87L88 117L90 116V118H92L93 121H92L90 118L86 117L85 120L83 119V120H84V123L86 124L85 127H84V126H80V128H78V126H79L80 124L78 125L77 122H78V123H80V122L82 123V118H80L81 121L78 119L77 122H75L76 120H74V119H77L78 115H79L80 117L84 116L85 113H83ZM94 112H95V113H94ZM111 112H112V113H111ZM246 112H247V110L245 111V113H246ZM20 113H21V114H22V113H25V114L22 116ZM46 113H47V114L49 113V114L47 115L48 117L46 116ZM54 113H55V114H54ZM66 113H67L68 115H67ZM119 113H120V115H122V116L125 118L126 121H125V120L123 121L124 118H122V117H121L122 119H121V118L119 119V116H120ZM38 114H39V113H38ZM53 114H54V115L57 114V116L59 115V116L61 117V119H58L57 116L54 117ZM81 114H82V115H81ZM135 114H136V115H135ZM20 115H21V116H20ZM50 115H52L53 118H51ZM75 115H76L77 117H76ZM130 115H131V116H134V117H131ZM137 115H138V116H137ZM27 116H28V117H27ZM45 116H46V117H45ZM63 116L66 117V120L64 119ZM71 116H72V117H71ZM73 116H74V117H73ZM97 116H98V117H97ZM16 117H15V118H16ZM96 117H97V118H96ZM100 117H101V116H100ZM100 117H99V118H100ZM17 118H16V119H17ZM40 118H41V121H40ZM47 118H48V119H47ZM50 118H51V120H53V121H55L56 119H58L59 122L61 121L60 123L64 122L63 119L66 121V127H64V129L61 128L60 126H58V127L56 128L57 130H60V129H63L64 131L66 130V132H64L63 130H60V132H64V133H61L62 135L59 134V135L62 136L61 138H60V136H58V135L55 133V132H57V130L53 129V131H50V129H51L53 126H55V125H54L55 123H54L53 121H52V122H53V123H52L53 125H52V127H50V129H49V126H51V125H49L48 128H45V127H43V126L41 125V127H43V128H40V130H41L42 132L39 131L40 133L37 132V134H35L36 131H33V129L30 131L31 128H35V129H36V128L40 125V123L43 124L44 121H45V119H46V123L48 124V123H49L48 121H50ZM71 118H72V119H71ZM83 118H85V116H84ZM87 118H88L90 121H92V123H91L90 121H87V120H88ZM54 119H55V120H54ZM155 119H156V120H155ZM30 120H32V119H30ZM94 120H97V121H94ZM101 120H102V121H101ZM73 121H74V122H73ZM109 121H110V122H109ZM120 121H121V122H120ZM122 121H123V122H122ZM130 121L133 123V124L131 125L132 127L129 125V124H131ZM28 122H29V123H28ZM36 122H37V123H36ZM39 122H40V123H39ZM42 122H43V123H42ZM93 122H94V123H93ZM102 122H103V123H102ZM119 122H120V123H119ZM124 122H125L126 124L128 123L129 126H127ZM50 123H51V121H50ZM50 123H49V124H50ZM64 123H65V122H64ZM161 123H162V124H161ZM18 124H19V123H18ZM30 124H31V128H29V127H30V126H29ZM38 124H39V125H38ZM62 124H63V123H62ZM72 124H73V125H72ZM76 124H77L78 126H77ZM100 124H101V125H100ZM102 124H103V125H102ZM112 124H113V125H112ZM119 124H120V125H119ZM122 124H123L124 126H127V128L130 130V132H129V130H128L126 127H124ZM158 124H160V125L163 126V127L161 126L162 129L159 127L160 125H158ZM45 125H46V124H45ZM88 125H89L91 128L88 127ZM91 125H93V128H92ZM110 125L112 126V128H111L110 130H112V129H114V128H115L116 130H112V131L109 130V131L112 132L113 134L109 133V131L107 130V131H108V133H107V134H108V137H107V136L104 134V131L107 129V127L109 128ZM18 126L20 127V125H18ZM18 126H17V127H18ZM27 126H29V127H27ZM46 126H47V125H46ZM86 126H87V127H86ZM97 126H98V127H97ZM119 126H120V127H119ZM134 126H135V127H134ZM26 127H27L29 130H27ZM59 127H60V129H59ZM81 127H82V128H81ZM123 127H124V128H123ZM20 128H21V127H20ZM75 128H77L78 130L80 129L79 131H80V132L83 131V133L81 132V133H82V134H81V133H79L78 131L76 132V131H75V130H76ZM125 128H126V129H125ZM131 128H132V129H131ZM16 129H17V128H16ZM18 129H19V128H18ZM21 129L24 130V127L21 128ZM21 129H20V130H21ZM82 129H83V130H82ZM85 129H86V130H85ZM87 129H88V130H87ZM89 129H90V130H89ZM91 129H92V130H91ZM94 129H95V130H94ZM101 129H102V130H101ZM103 129H104V130H103ZM136 129H137V131H136ZM154 129H155V131H154ZM20 130H19V131H20ZM25 130H24V131H25ZM44 130H46V133H45ZM51 130H52V129H51ZM54 130H55V132H54ZM72 130H73V131H72ZM84 130H85V131H84ZM163 130L161 131V133L164 132ZM21 131H22V130H21ZM29 131H30V132H29ZM32 131H33V132H32ZM74 131H75V132H74ZM86 131H88V132L86 133ZM100 131H101V132H100ZM114 131H115V132H114ZM141 131H142V130H141ZM150 131H151V132H150ZM152 131H153V133H152ZM52 132H53L54 134H53ZM60 132H59V133H60ZM120 132H121V134H119ZM154 132H155L156 134H155ZM30 133H31V134H30ZM42 133H45V134H46V135L44 134V135L46 136V138H47L46 141H45V136H42V135H43ZM51 133H52L53 135H52ZM114 133H115V134H117V133L119 134V135H117V136H118L117 139H115L116 137H112V135L115 136ZM32 134H33V136H32ZM41 134H42V135H41ZM49 134H51V136H50ZM63 134H65V135H63ZM78 134H79V135H78ZM95 134H96V135H95ZM101 134H102V135H101ZM25 135H26V136H25ZM30 135H31V137H30ZM38 135H39V136H38ZM97 135L102 136V138L99 137V136H97ZM138 135H140V136H139L140 139H142V137H144V141H146V143H145L144 141H143V142L145 143V145L147 144V146H145V147H148L147 150H145L146 148L144 147V144H142V146H141V143H140L141 149L139 148L140 151H141V150H142V147H143L145 151H144V150H142V151H143V153L145 152L146 154H145V153L143 154V153L141 152V153L135 155V154L133 153V151H132V150L137 151V149H138L137 147H140V146H137V147H136V145L138 144V143H136V142H140V141H141L140 139H138ZM145 135H148V139H147V137L145 138ZM28 136H29V137H28ZM36 136H37L39 139H38ZM47 136H48V137H47ZM126 136H129V137L126 138ZM132 136H133V137H132ZM32 137H33V138H32ZM42 137H44V139H43ZM150 137H151V140H152V141L149 139ZM27 138H28V139H27ZM31 138H32V140H31ZM103 138H104V140L102 141L101 139H103ZM113 138H114V139H113ZM124 138H125V141H124ZM153 138H155V139H153ZM137 139L140 140V141H137ZM42 140H43V141H42ZM59 140H61L62 142L65 141L64 143L68 144V147H69L68 149H69V151L65 148V147H67V146H65L66 144H65V145H64L63 143H62L63 145L61 144L62 146H65V147H62L61 145L57 144V143H60ZM100 140H101V143L99 142ZM120 140H121V142H122L123 144H124V142H125V145H126V146H125V145H122V143L120 142ZM147 140H148V142H149V140H150V142L147 143ZM58 141H59V142H58ZM127 141H128V142H127ZM134 141H135V142H134ZM31 142H32V143H31ZM56 142H57V143H56ZM93 142H94V144H93ZM117 142L120 143V144L118 143V145H119V147H120V145H121L122 148H121V147H120V148L123 150V154L121 153L122 151L120 150V148H119L118 146H117V148L121 151V152H120V155L117 154V153H115L116 151H115L113 148L110 149V148H111L110 146H112L111 143H113L114 146H116ZM34 143H35V144H34ZM115 143H116V144H115ZM126 143L129 145V148H128V146H127ZM36 144H37V145H36ZM70 144H72V145L74 144L75 146L73 145V146L71 147ZM135 144H136V145H135ZM56 145L60 146L59 148L62 147L61 149L64 150L65 155H67V156L61 155V154H63V153H61V152H63V151H59V152L61 153V154H59V152H58L59 149L57 150L58 147H57ZM76 145H77V147H76ZM105 145H107V146H105ZM43 146H45V147H43ZM83 146H85V147L82 148ZM123 146H125V147H123ZM134 146H135L137 149H135ZM35 147H36V148H35ZM56 147H57V148H56ZM92 147L96 149V152H95V149H92ZM105 147H106L107 150L105 149ZM126 147H127L128 149H130V147H131L132 150H131V151H130V150L128 151V150L126 149ZM151 147H152V148H151ZM72 148H73V149H72ZM76 148H77L78 150H79V149H80V150L78 151V150H76ZM85 148H86V150H85ZM102 148H103V149H102ZM114 148H115V147H114ZM123 148H124V149H123ZM29 149H30V150H29ZM74 149H75L76 151H73ZM87 149H88V150H87ZM90 149H92V151H93V150H94V151L91 153V150H90ZM109 149H110V150H109ZM155 149H156V150H155ZM66 150H67V151H66ZM105 150H106V151H105ZM151 150H150V151H151ZM85 151H86V152H85ZM112 151L114 152V154H113ZM127 151H128V154H129V155H131V154L133 153L131 156H133L134 158L137 157V159L135 158L134 160H133V159L131 160V157H129L130 160H131V162L134 161V163L132 162L133 165H132V164H129V165H128V169L126 168V171H128V172H126V171L124 172L123 165H121V164H123L122 162H124V161L126 162V161H128V159H129V158H128ZM138 151H139V150H138ZM138 151H137V152H138ZM33 152H34V153H33ZM45 152H46V153H45ZM66 152H67L68 154H66ZM81 152H82V154H81ZM129 152H130L131 154H130ZM20 153H21V151H20ZM30 153H29V154H30ZM57 153H58V156L61 155V156H64V157L66 158V159H65L64 157H62V158H63L62 160H65V161L61 162V160H60L61 158H60V156H59V160H60L59 162H60V164H61V163H64V162H65V164H67V163L69 162L68 160H71L72 162H75L74 159H76L77 162L79 161L78 163L76 162V164H78V165L76 166V168H78V169H79V167L81 168V169L78 170L79 172H77V173H75V172L72 173V171H71V172H68L66 168H64V169L61 170L60 167H59L60 164H59L58 160H56V158H57V156H56ZM69 153L72 155L71 157L69 156V155H70ZM85 153H86V155H85ZM87 153H88V154H87ZM93 153H94V156H93ZM96 153H97V155H96ZM105 153H106V154L108 153V154L106 155ZM135 153H136V152H135ZM147 153H148V154H147ZM34 154H35V155H34ZM43 154H44V155H43ZM45 154H46V155L48 154V155L46 156ZM100 154L102 155L101 157H99ZM167 154H168V153H166L165 155H167ZM73 155H74V156H73ZM111 155H112V156H111ZM114 155H115V156H114ZM118 155H119V158L121 157L120 159H123L122 156H125V155L127 156L128 159L124 158V161L122 160V162H121V160L118 158ZM138 155H140V158L138 157ZM141 155H142V156H141ZM147 155H148V156H147ZM161 155L158 154V156H159L160 158H161ZM43 156H44V157H43ZM45 156H46V157H45ZM75 156H76V157H75ZM95 156H97V157L95 158ZM126 156H125V157H126ZM162 156H164V155H162ZM39 157H40V156H39ZM39 157H38V158H39ZM69 157H70V158H69ZM77 157H78V158H77ZM81 157H82L83 159H82ZM164 157H165V156H164ZM164 157H162L161 160L164 159ZM73 158H74V159H73ZM112 158H113V160H112ZM67 159H68V160H67ZM144 159H145V161H143ZM146 159H147V160H146ZM30 160H31V159H30ZM49 160H50V161H49ZM80 160H81V161H80ZM90 160H91L92 162H90ZM130 160H129V161H130ZM159 160H160V159H159ZM33 161L31 160L30 162H32L33 164H36L35 161H34V162H33ZM93 161H94V162H93ZM107 161H110V162H108V164H107V163H105V162H107ZM129 161H128V162H129ZM152 161H153V159H152ZM98 162H99V163H98ZM128 162H126V163H128ZM160 162H161V161H160ZM103 163H104V164H107V165H104ZM113 163H114V164H113ZM126 163H125V164H126ZM140 163H141V162H139V164H140ZM151 163H152V164H151ZM29 164H30V163H29ZM41 164H42V163H41ZM80 164H81V165H80ZM82 164H83L84 166H83ZM125 164H124V165H125ZM137 164H138V161H137ZM137 164H136V165H137ZM139 164H138V165H139ZM30 165H32V164H30ZM30 165H28V166L30 167ZM43 165H44V164H43ZM47 165H48V167H47ZM63 165H64V164H63ZM117 165H118V166H117ZM120 165H121V167H122V169H123V173H120V172H122V171H121V168L119 167ZM126 165H127V164H126ZM126 165H125V167H126ZM150 165H151V166H150ZM32 166H33V165H32ZM40 166H41V165H40ZM81 166H83V167H81ZM101 166H103V167H101ZM148 166H149V169L147 168ZM84 167H85L86 169H85ZM125 167H124V168H125ZM151 167H152V168H151ZM46 168L44 167L43 169L45 170ZM83 168H84V169H83ZM96 168H99L100 170H99V169H96ZM139 168H141V167H139ZM154 168H155V167H154ZM104 169H105V170H104ZM83 170H84V171H83ZM95 170L98 171V173H97V175H98L97 177H98V178L96 177V174H95L96 171H95ZM114 170H116V171H114ZM136 170H135V171H136ZM154 170H155V169H153V171H154ZM46 171H48V170H46ZM54 171H56V172H55L56 174L54 173ZM66 171L69 173L68 176H65ZM105 171H106V172H105ZM119 171H120V172H119ZM150 171H151V170H150ZM83 172H84V173H83ZM102 172H103V174H102ZM107 172H108V175L105 174V173H107ZM139 172H140V171H139ZM70 173H71V174H70ZM82 173H83V176H82ZM100 173H101V174H100ZM140 173H141V172H140ZM101 175H102V177H101ZM103 175H104V177H103ZM123 175H124V174H123ZM93 176H94L95 178H94ZM106 176H108V177H106ZM49 177H51V176L49 175ZM78 177H79V178H78ZM80 177H82V178H80ZM118 177H120V178H118ZM29 178H30V177H29ZM29 178H28V179H29ZM77 178H78V179H77ZM92 178H94L95 180H96V178H97V180L95 181V183H94V179H92ZM72 179H73V181H71ZM81 179H82V180H81ZM90 179H92V181H89ZM107 179H106V180H107ZM124 179H126V178L124 177ZM32 180H33V178H32ZM32 180H31V182H32ZM34 180H35V179H34ZM77 180H78L77 183H78L80 186L76 183ZM106 180H105V181H106ZM122 180H123V179H122ZM70 181H71L72 183H71ZM105 181H103L104 186H105V184H106ZM29 182H30V181L28 180V183H27L28 185L30 184V186L32 185V187H33L34 189H36V190L38 189V187H37L38 185H37L36 183H33V182H32V183H33V184H32V183H29ZM36 182L38 183V181H36ZM49 182H50V181H49ZM53 182H54V185H53ZM74 182H75L76 184H75ZM86 182H87V183H92L91 186H89ZM97 182H99L100 185H98ZM106 182H107V181H106ZM58 183H59V184H58ZM82 183H83V186L81 185ZM111 183H112V182H111ZM123 183H124V184H123ZM127 183H129V181H128ZM34 184H36L37 186L34 185ZM70 184H71V185H70ZM93 184H94V185H93ZM121 184H122V185H121ZM33 185H34L35 187H34ZM51 185H53V186H51ZM72 185H74L76 188H73L74 186L72 187ZM92 185H93V187H94V186H95V187L93 188ZM128 185H129V184H128ZM56 186H55V187H56ZM85 186H86L87 188H85ZM109 186H112V187H109ZM129 186H130V185H129ZM32 187H31V188H32ZM36 187H37V188H36ZM64 187H62V188H64ZM83 187H84V188H83ZM56 188H57V187H56ZM66 188H67L68 191L66 190ZM70 189H71V192H70ZM92 189L95 191L94 193H97V198H98V199L95 198V195H96V194H93V192H91V191H93ZM105 189H106V188H105ZM105 189H104V191L107 190V189H106V190H105ZM31 190H32V189H31ZM38 190H39V189H38ZM38 190H37V191H38ZM46 190L48 191V189H46ZM55 190H56V191H55ZM77 190H78V191H77ZM108 190H109V189H108ZM108 190H107L106 192H109ZM32 191H33V190H32ZM32 191H31V192H32ZM47 191H46V192H47ZM121 191H120V193H121ZM126 191H127V190H126ZM33 192H34V191H33ZM66 192H67L69 195H68ZM79 192H80V193H79ZM84 192L87 193V194H84ZM106 192H104L105 194L103 193L104 198H103L102 194H101V196H102V199H103V200L106 198V201H107V204H108V201H110L111 199L108 198L109 196L106 195V194H107ZM127 192H128V191H127ZM65 193H66L67 195H66ZM88 193H89V194H88ZM71 194H72V196H71ZM122 194H125V193H122ZM128 194H129V193H128ZM130 194H131V193H130ZM40 195L42 196V194H40ZM44 195H45V193H44ZM44 195H43V196H44ZM65 195H66V196H65ZM82 195H84V196H82ZM105 195H106L107 197H106ZM113 196H114V195H113ZM113 196H112V198H113ZM116 196H117V195H116ZM130 196H131V195H130ZM130 196H129L128 198H130ZM70 197H72V198H70ZM122 197H123V196H122ZM126 197H127V195H126ZM49 198H50V200H52L53 197H52V198L49 197ZM49 198H48V199H49ZM55 198L58 199L57 196H56ZM69 198H70V199H69ZM94 198H95V200H94ZM110 198H111V197H110ZM114 198H115V197H114ZM116 198H118V197H116ZM119 198H120V197H119ZM0 199H1V198H0ZM56 199H55V202H53V203H52V201H53L54 199H53L52 201L48 200V201H50V202H48V203H45L46 201L42 200L41 203H43V201H44V203L42 204V206H43L44 204H46V206L49 205V209L46 208L45 205H44V207H45L47 210H49V213H52V215H54L55 217H58L57 214H54V213H58V210L56 211V209L59 208V207H58V208L56 207V206H57V200H56ZM72 199H73V200H72ZM77 199H78V200H77ZM92 199H93V200H92ZM102 199H100L99 201H101ZM108 199H109V200H108ZM120 199H122V198H120ZM120 199H119V201H120ZM123 199H124V197H123ZM126 199H127V198H126ZM45 200H46V197H45ZM66 200H67V201H66ZM103 200H102L101 202H103ZM116 200H117V199H116ZM68 201H70V203H69ZM73 201H74V202H73ZM75 201L77 202V204L75 203ZM94 201H95V203H94ZM1 202H4V205H5V203H6L7 201L5 202L4 200H1ZM65 202H66V203H65ZM71 202H72V203H71ZM121 202H122V201H121ZM54 203H56V204H54ZM103 203H104V202H103ZM1 204H3V203H1ZM52 204H54L53 207L51 206ZM78 204H79V206H78ZM91 204H95V205H91ZM107 204H106V205H107ZM104 205H105V204H104ZM106 205H105V206H106ZM29 206H32L33 209H30V208H29L30 210L27 209V210L30 211V212H28L26 215H27V217L31 218V220L33 221L34 218H35V219L37 218V215H36V213H35L36 207H33V204H31V203H29ZM29 206H28V207H29ZM34 206H35V205H34ZM42 206H40V207L42 208ZM69 206H72V207H70L71 209L69 208ZM75 206H76V208H75ZM77 206H78L79 208H81L82 210L84 209L83 211L87 210V211L89 212V211L91 210V211H92L91 214H93V216H92V215H91V216L94 217V218L96 217L95 219H93V218L91 217V220H89L88 217H87V216H88L87 212L85 211V213H84V212L82 211L83 214H86V215H87V216H86V218H87L86 220L89 222L88 225L90 224L89 227H88V226L85 227L86 225L84 226V224H85L86 222H84V224L82 223V224H83V225H82V224L80 223L79 219L76 217V216H79V215H80L79 213L81 212V209H80V210H79L80 212L78 213L77 210H78L79 208L77 209ZM88 206H89L90 208H89ZM92 206H93V207H92ZM105 206H104V207H105ZM40 207H39V208H40ZM44 207H43V208H44ZM73 207H74L76 210H75ZM43 208H42V209H43ZM45 208H44V210H45ZM50 208H51V209L55 208V212H54L53 210H52V211H53L54 213H53L52 211H50ZM72 208H73V209H72ZM86 208H87V209H86ZM106 208H107V206H106ZM104 209H105V208H104ZM31 210H32V211H31ZM74 210H75V211H74ZM76 211H77V212H76ZM14 212H15V210H14ZM16 212H17V211H16ZM16 212L13 213V212L11 211L10 214H9V213H6V212H1V210H0V217L2 216L1 219H3V220H8L7 222H13V224H15V223L17 224V223H19L18 221H20V216H19L18 213H16ZM132 212H133V211H132ZM2 213H3V214H2ZM12 213H13V214H12ZM66 213H67V214H66ZM76 213H77V214H76ZM135 213H136V212H135ZM6 214H8V216H7ZM11 214H12V215H11ZM71 214H72L75 218H74ZM81 214H82V213H81ZM83 214H82V215H83ZM3 215H4L5 217H4ZM9 215H10V216H9ZM33 215H34V217H33ZM75 215H76V216H75ZM131 215H132V214H131ZM136 215H138V214H137V213L135 214V217L137 218ZM69 216H70V218L72 217L73 219H72V218L70 219ZM80 216H81V215H80ZM132 216H133V215H132ZM138 216H139V215H138ZM130 217H131V216H130ZM133 217H134V216H133ZM135 217H134V218H135ZM139 217H140V216H139ZM139 217H138V218H139ZM5 218H6V219H5ZM7 218H8V219H7ZM68 218H69L71 221H68V220H69ZM131 218H132V217H131ZM131 218H130V219H131ZM134 218H133V220L136 219V218H135V219H134ZM1 219H0V221H1ZM11 219H12V220H11ZM56 219H60V218L58 217V218H56ZM92 219H93L94 221H93ZM139 219H140V218H139ZM139 219H136V220L138 221ZM3 220H2L1 222H3ZM140 220H141V219H140ZM140 220H139V221H140ZM148 220H150V215L148 216V218H147L146 221H148ZM55 221H54V222H55ZM137 221H136V225L138 224ZM1 222H0V223H1ZM4 222H6V221H4ZM14 222H15V223H14ZM33 222H34V221H33ZM35 222H36V220H35ZM72 222H73V221H72ZM72 222H71V223H72ZM131 223H132V228L134 227V229H136L137 226L139 225V224H138V225L136 226V225L134 224V226H133V222H131ZM141 223H142V225H141V226H140V225L138 226V228H140V230L142 229V231H141L140 233L137 232V230H134V229H133V230L136 232V233H135V238H136V241H135V242H136V244H138V246L141 247V248L138 247L137 249H141V250H139V251L142 252V251H144L145 249H148V246H149L148 242H149V243H151V242H150V238L148 237V234L145 233V229H146V228H145V226L143 225L145 222L142 221ZM86 224H87V223H86ZM0 226H1V225H0ZM32 226H34V225H32ZM32 226L29 227V229H27V232H26V231H24V232L21 231V232L24 234L25 237L22 236V235H21V237H20V234H22V233L18 231L19 229H16L17 231H16V230H15V231H16V233H19L18 235H19L20 238H17V239H16V237H14V236H15V233H13V238L11 237L12 239H10V244H11L12 246L10 245V247L12 248V247L15 246V247H14V250L16 251L15 254H14V250H12L13 248H12V249L9 248V249H10V252H8V254H7V250L9 251V249H8L7 247H6V248L4 247V248L6 249V250H5V251H6V254H4L5 251L2 249L3 247L1 248V245H0V252L3 253L4 255H6V261L4 262L5 264H18V263L21 264L23 261L25 262L26 260L29 259V257L25 258L24 256H22L21 259L18 258V259H19V260H18V259L15 257V256H18V254H19V252H17V251H19V250H17L19 247H20V248L23 247L22 250H21V252H22V251L24 252V250L26 249L25 252H29V251H32V252H33L32 257L37 258V259L40 257V256L36 255L35 252H34V250H35V249H34V246H35L34 242L36 241V239H35V235L37 236V234H39V238H40L41 236H42V238H43V236H44V238H45V237H46V236H45L46 233H45V235H42L41 232L37 229L36 226H35L34 228H32ZM135 226H136V227H135ZM82 227H83V228H82ZM93 227H94V226H93ZM1 228H2V227H0V230H1L0 233L3 231V228H2V229H1ZM31 228H32V229H31ZM35 228H36V229H35ZM67 228H69V225H67ZM87 228H88L89 230H88ZM138 228H137V229H138ZM30 229H31V230H30ZM86 229H87V230H86ZM34 230H36V231H34ZM68 230H70V233L67 232ZM74 230H75V231H74ZM83 230H84V231H83ZM138 230H139V229H138ZM140 230H139V231H140ZM15 231H14V232H15ZM55 231H56V230H55ZM102 232H103V231H102ZM78 233H79V232H78ZM82 233H81V234H82ZM137 233H138V235H137ZM25 234H26V235H25ZM58 234H59V236H58ZM96 234H97V232H96ZM101 234H104V236L106 235L104 232H103V233L100 232V234H97V235H96L97 238H98ZM47 235H48V234H47ZM70 235H71V236H70ZM83 235H82V236H83ZM87 235H86V236H87ZM89 235H88V236H89ZM93 235H94V234H93ZM98 235H99V236H98ZM0 236L3 237V234H2V235L0 234ZM16 236H17V235H16ZM84 236H85V235H84ZM96 236H93V237H96ZM104 236L101 235L100 238H102V237H104ZM75 237H76V236H75ZM139 237H140V239H139ZM36 238H37V237H36ZM44 238H43V239H44ZM46 238H47V237H46ZM46 238H45V239H46ZM49 238H50V237H49ZM73 238H74V237H73ZM13 239H14V240H13ZM0 240H1V238H0ZM16 240H17V241H16ZM46 240H47V239H46ZM46 240H45V241H46ZM50 240H51V238L48 239L47 241L51 242V245H52V241H50ZM61 240H62V239H61ZM132 240H133V239H130V241H132ZM143 240H144V241H143ZM15 241H16V243H17L18 245L15 244ZM22 241H24V242H22ZM47 241H46V242H47ZM71 241H72V239H71ZM74 241H75V240H74ZM42 242H43V241H42ZM46 242H45V244H46ZM25 243H26V244H25ZM35 243H36V242H35ZM128 243H129V241H128ZM0 244H1V243H0ZM14 244H15V245H14ZM27 244H28V246H27V247H24V246H26ZM36 244H37V243H36ZM40 244H41V243H40ZM45 244H44V245L41 244V246H42V247L45 246L44 248H47V246L49 245V243H47V244H48L47 246H46ZM58 244H59V246H60L61 243H58ZM73 244H75V242H74ZM129 244H130V245H133L132 242H130ZM139 244H140V245H139ZM141 244H143V245L141 246ZM146 244H147V245H146ZM13 245H14V246H13ZM29 245H30V246H29ZM36 246H37V245H36ZM57 246H58V245H57ZM59 246H58V248H60L59 250H58L57 247H56V249H55V253L57 252V254H56L55 257H54L55 259H54V260L51 259V260L49 261V263H50V262L52 263V261H53V262H55V264H83V263H80L81 260H83V259H81L80 262H79V260H78V262L75 261V259H76V255H74L75 258H74V261H72V260L70 259L71 256H70L69 254H67V251H66V250H63V246H60V247H59ZM152 246H153V245H152ZM152 246H151V247H152ZM30 247H32V248H30ZM49 247L52 248L51 246H49ZM151 247H150V248H151ZM20 248H19V249H20ZM35 248H36V247H35ZM50 248H49V250H50ZM29 249H30V250H29ZM33 249H34V250H33ZM153 249H154V247H152V250H153ZM27 250H28V251H27ZM49 250L46 251V253H45V258H44L43 256H41V257L38 259L37 262H40V264H41V260H40L41 258L43 259L42 261L47 260L48 258H46V255H47V253L49 252ZM133 250H135V249L133 248ZM149 250H151V249H149ZM63 251H64V252H63ZM88 251H89V250H87L86 252H88ZM153 251H156V250H153ZM12 252H13V253H12ZM23 252H22V253H23ZM61 252H62V253H61ZM90 252H91V251H89V253H90ZM136 252H137V251H136ZM136 252L133 254V256L137 255L138 252H137V253H136ZM145 252H146V251H144L143 253H145ZM17 253H18V254H17ZM30 253H31V252H30ZM52 253H53V252H52ZM63 253H64V254H63ZM68 253H69V252H68ZM89 253H88V255H89ZM92 253H93V252H92ZM139 253H140V252H139ZM147 253L149 254L148 250H147ZM151 253H152V252H151ZM13 254H14V256H13ZM49 254H50V252H49ZM58 254H62V256H61V255H58ZM84 254H85V252H84ZM9 255L12 256V258H13L12 261H10L11 259H9V258H11V257H10ZM81 255H83V254L81 253ZM90 255H91V253H90ZM141 255H142V254H141ZM151 255H152V254H150V256H151ZM154 255H155V254H154ZM57 256H58L59 258H58ZM79 256H80V255L78 254V257H79ZM84 256H86V255H84ZM144 256H145V255H144ZM146 256H148V255H146ZM56 257H57V258H56ZM78 257H77V258H78ZM86 257H87V256H86ZM15 258H16V260H15ZM82 258H84V257H82ZM90 258H91V257H90ZM79 259H80V257H79ZM85 259H87V261H88L89 256H88L87 258H85ZM142 259H143V256H142V258L140 259V261H137V262L140 264V262H142ZM13 260H14V261H13ZM153 260H154V259H153ZM155 260H156V259H155ZM56 261H58V262H56ZM24 262H23V263H24ZM83 262H84V260H83ZM85 262H86V261H85ZM85 262H84V263H85ZM25 263L27 264L28 261H26ZM25 263H24V264H25ZM138 263H136V264H138ZM52 264H54V263H52Z\"/></svg>",
    "mask_w": 264,
    "mask_h": 264
}]
</instances>
